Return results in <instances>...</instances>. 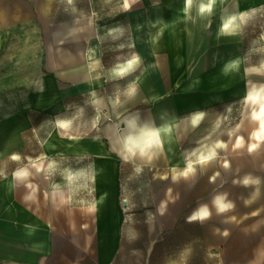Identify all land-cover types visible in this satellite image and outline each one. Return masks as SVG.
I'll use <instances>...</instances> for the list:
<instances>
[{
	"label": "rangeland",
	"instance_id": "rangeland-1",
	"mask_svg": "<svg viewBox=\"0 0 264 264\" xmlns=\"http://www.w3.org/2000/svg\"><path fill=\"white\" fill-rule=\"evenodd\" d=\"M56 1L0 0V240L2 219L15 221L22 208L36 215L43 204L55 209L45 192L62 188L73 215V251L81 235L87 256L97 255L88 264H215L201 228L186 220L201 205L214 207L217 195L233 202L232 211L243 212V123L258 107L245 92L264 86V0H221L204 15L199 9L205 0H192L163 29L147 28L150 39L140 49H129L134 20L154 6L168 15L182 0ZM225 13L236 19L231 30L221 31ZM63 28L88 34L89 44L119 49L115 65L133 58L138 63L113 86H105L97 68L83 89L78 82L56 80L44 49L49 30ZM37 32L39 50L32 51ZM104 54L98 50L95 60ZM230 56H240L239 69L222 78L220 65ZM111 92L114 99L105 98ZM59 106L65 107L62 114L77 113L66 135L49 113ZM162 113L177 116L173 140L151 163L127 162L112 149L107 133L120 136L130 118L161 119ZM50 138L55 147L46 150ZM45 157L48 178L32 179L40 191L29 201L30 188L9 180L20 166ZM97 158L110 164V183L98 179ZM189 163L192 176L174 175L175 167L183 170ZM104 192L109 202L89 213Z\"/></svg>",
	"mask_w": 264,
	"mask_h": 264
},
{
	"label": "crops",
	"instance_id": "crops-1",
	"mask_svg": "<svg viewBox=\"0 0 264 264\" xmlns=\"http://www.w3.org/2000/svg\"><path fill=\"white\" fill-rule=\"evenodd\" d=\"M46 36L44 50L50 53L49 67L56 80L78 82L83 89L84 82L97 68L101 70L105 86H113L119 81L120 76L115 75L119 64H114L119 63L115 60L119 49L106 43L89 44L88 34L67 28L49 30ZM39 41V32L33 33L32 51L39 50ZM94 49L105 53L100 62L90 57L94 55ZM73 52H78L80 58L73 60L70 57ZM105 98L114 99V93H107ZM254 114H258V108L247 113L249 118L243 123V180H250L248 185L240 183L243 186V212H234L231 208L218 213L214 205L212 217L195 221L215 264H264V136L261 135L260 120H256ZM253 145L256 146L254 149ZM4 212H8L7 209ZM33 212L34 209L22 208L15 221L9 223L2 219L1 233L5 235L0 240V264H88L98 260L97 255L94 259L87 256L81 235L75 240L79 248L75 247L73 251V215L68 206L50 209V205L43 204L36 215ZM76 222H79L77 218ZM186 222L190 223L188 219ZM50 227L54 228L53 232ZM80 227L84 228L83 224ZM11 240H15V250L11 249Z\"/></svg>",
	"mask_w": 264,
	"mask_h": 264
},
{
	"label": "bare ground",
	"instance_id": "bare-ground-1",
	"mask_svg": "<svg viewBox=\"0 0 264 264\" xmlns=\"http://www.w3.org/2000/svg\"><path fill=\"white\" fill-rule=\"evenodd\" d=\"M67 1L69 3H72L74 0H67ZM130 1L133 0H126L127 4L130 3ZM219 1L221 0H215L214 5H217ZM207 3L208 0H205L201 4H207ZM250 6H253V3H251ZM187 9L188 8L186 7V0H182L181 4H176V6L173 7V11L170 12V14L168 15L165 14V12L160 6H154L152 8L146 9L145 13L140 14L132 24L135 37H134V45H131L129 49L130 48L140 49L142 43L150 39L149 32H145V30H148L147 28L155 27L161 30L167 25H169L174 19L176 20L179 19L181 15L184 12H186ZM233 17H235V14L233 13H225L221 15V22L219 29L221 31H225L223 30L224 23H226L229 19ZM231 29L232 26L228 30ZM96 52L97 50L94 49V54H96ZM151 52L152 50L150 48L146 51V53L148 54H150ZM90 57L93 58L94 55L91 54ZM239 57L230 56L224 59V61L221 63L219 68L220 77L223 78L229 76L232 72L239 69L240 63H238L239 60H237V58ZM119 66H122V64H119ZM220 77L218 75V79H220ZM245 96L248 102L254 105H258L257 108L259 113L261 108L264 107V99H261L262 97H264V86L254 84V86L249 91L245 92ZM193 109H194L193 111H195L197 108L194 107ZM63 112H65L64 106H59L49 110V113L55 116L54 120L57 123L56 126L57 131L66 135L73 129L71 127V124L72 121L75 119L77 113L68 115V114H62ZM176 120H177V116L175 114L168 115L165 113H162L161 119L136 121L135 118H130L127 121V130L124 134L118 136L117 134L110 132L106 134V137L109 139L112 149L114 151H117L119 154H121V156L127 162L132 161L137 164H141V163L148 164L151 163L161 151H165L167 146L166 143H170L173 140V125ZM150 133H154V135H148ZM69 139L75 142L80 141L78 136H74L73 134H70ZM94 141L96 143L103 142L102 139L99 138H95ZM149 141L150 143L148 144V146L143 147V145ZM132 142L139 143L142 146L143 150H141V148L135 147ZM44 146L46 150H50L51 148H54L55 147L54 140L52 138L48 139L45 142ZM91 150L100 153L99 147H94ZM49 168H50V161H48V158L46 157L38 161H30L28 163H25L24 165L20 166L17 170L12 172L11 178L9 180L10 184L12 185L25 184L27 187L30 188V191L27 195V199L29 201H35L37 198V194L40 191V185L38 182H34L35 180L33 181L32 179L41 178L47 180L50 170ZM187 168L188 165L183 170H180L175 167L174 175L177 176L179 173L186 172ZM192 168L194 170L193 164H192ZM95 172L98 179L105 183H110L113 179L112 169L110 167V164L105 159L97 158ZM192 174L193 171L188 173L187 176H192ZM45 193H46V198L51 199L52 204L54 205L55 208H59V207L61 208L63 205H66L68 203L69 197L65 189L53 188L52 190H50V192H45ZM108 193L109 192H104L98 198L97 204L88 208L89 209L88 212L89 213L98 212L100 206L102 205L105 206L110 199ZM191 195L192 192L188 193L186 199H189ZM218 196L224 197L223 195H217L214 197V199ZM224 202L229 203L225 199ZM206 206L209 208V211L211 213L210 207L208 205Z\"/></svg>",
	"mask_w": 264,
	"mask_h": 264
},
{
	"label": "clouds",
	"instance_id": "clouds-1",
	"mask_svg": "<svg viewBox=\"0 0 264 264\" xmlns=\"http://www.w3.org/2000/svg\"><path fill=\"white\" fill-rule=\"evenodd\" d=\"M215 3V0H208V3L207 4H201L200 5V14L201 15H204V14H208V13H211L212 9H213V5ZM191 4H192V0H186V7L187 8H190L191 7ZM235 17L229 19L226 23H224L223 25V30H228L234 23H235ZM138 63V60L136 58H133L132 61H130L129 63H127L126 65H122V66H119L116 70H115V75L117 76H120V77H123L125 76L126 74H128L134 67V65H136ZM261 99H264V97H262ZM254 118L256 120H260L261 121V129H262V133L261 135L264 136V107L261 108L260 112L258 114H254ZM148 135H154V133H150ZM134 144L135 147H138V148H141L142 149V146L139 144V143H136V142H132ZM150 143L147 142L143 145V147H147L148 144ZM256 146L253 145L252 148L254 149ZM131 150V149H130ZM252 149H250L251 151ZM14 159H18V157H14ZM205 159H211V157H201L200 158V162H204ZM193 171V168H192V164L189 163L188 164V168H187V171L183 173L184 176H187L188 173L192 172ZM258 182V181H257ZM250 183V180L248 178H245L243 180V184L244 185H248ZM224 197L222 196H218L214 199L213 203L215 204L216 208H217V211L218 213H223L231 208L234 207V205L232 203H225L224 202ZM211 213L209 211V208L204 205V206H201L199 207L196 211L193 212V214L188 218V221L191 223V222H195L197 220L199 221H204L206 219H208L210 217ZM227 234V233H226Z\"/></svg>",
	"mask_w": 264,
	"mask_h": 264
}]
</instances>
